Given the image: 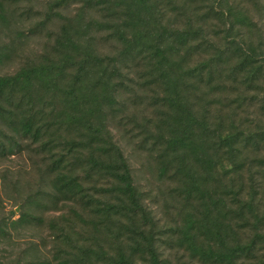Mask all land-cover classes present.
<instances>
[{
    "label": "rangeland",
    "instance_id": "374dc122",
    "mask_svg": "<svg viewBox=\"0 0 264 264\" xmlns=\"http://www.w3.org/2000/svg\"><path fill=\"white\" fill-rule=\"evenodd\" d=\"M104 1L111 3L110 0H0V77L14 76L47 60L56 61L60 55L56 41L62 26H72L82 39L90 42L99 56L108 59L110 71L117 69V75L111 76L108 84L115 86L112 103L102 104L103 137L112 139L130 167L133 183L142 194L141 205L153 222L155 247L162 264H210L192 256L182 240L190 219H200L194 225V232L205 234L204 241L209 237L210 224L206 219L201 220L204 208L199 206L198 195L194 192L189 195L184 185L194 175L179 171L181 166L168 147L173 106L165 98L173 92L165 91L162 83L168 76L173 80L175 75L180 97L183 100L185 97L196 111L204 112L210 124L214 125L217 117L224 126L231 120L248 134L264 128V82L259 85L245 82L244 73L234 67L236 55L232 47L221 40L213 48L196 39L180 52L175 59L179 62L171 64V70L169 65L157 64L144 55L124 52L113 34L117 22L114 17L107 19L112 12L103 10ZM242 2L255 26L252 44L264 57V0ZM203 12L198 19L205 17ZM163 20L167 25L182 26L185 22L168 9ZM208 34L211 36L210 31ZM73 73L75 70L70 69V75L49 87L34 86L31 99L19 95L10 105L0 98V106L4 108L0 112V264H62L64 261L113 264L121 249L127 250L125 242L131 236L127 231L129 222L133 221L131 217L119 220L112 217L108 221L88 205L86 208L83 204L64 201L53 186L56 159L64 154L70 163L84 165L88 156L86 149L77 146L81 155H77L79 160L72 161L66 149L73 139L83 142L77 133V129H82L80 123L69 125L65 120L70 111L66 93L72 87ZM31 108L42 112L43 131L51 128L48 135H53V142L45 148L31 138L18 135L14 126L17 117L35 112ZM48 135L44 141L49 140ZM258 144L249 146L238 161L243 180L235 176L226 157L220 172L223 176L213 173L203 179L212 193L220 194L225 200L229 199V189L224 187L229 182H241L247 191L256 189L257 204L264 213V136ZM190 158L191 152L187 151L185 163ZM78 170L86 193L94 197L93 206L102 205L98 201L108 198L115 201L109 193H104L111 186L110 181L95 172L86 174L83 169ZM232 177L234 181L230 180ZM201 222L207 228H199ZM255 233L252 223L239 221L229 234L243 244L255 238ZM102 249L106 255L101 253ZM240 256L235 264H260V258L264 259L263 244L257 243L252 254ZM136 263L143 264L140 257H136Z\"/></svg>",
    "mask_w": 264,
    "mask_h": 264
},
{
    "label": "trees",
    "instance_id": "16d2710c",
    "mask_svg": "<svg viewBox=\"0 0 264 264\" xmlns=\"http://www.w3.org/2000/svg\"><path fill=\"white\" fill-rule=\"evenodd\" d=\"M110 1L111 3L102 2V7L104 11L112 12L107 19L114 17L117 22V24L114 22L113 34L124 52L135 53V56L144 55L143 57L157 64L169 65L171 70V64L179 62L175 59L191 42L201 39L207 46L215 48V44L221 40L232 47L236 55L234 67L244 73L245 82L257 85L261 81L264 82V57L252 44L251 35L255 26L243 8L242 0ZM166 9L168 12H175L178 18L183 17L184 24L180 26L164 23ZM202 10L205 17L198 19L197 16L201 15ZM209 31L211 36L208 34ZM56 47L60 54L56 61L47 60L38 66L24 68L14 76L0 77V98L10 105L19 95L31 99L34 95L32 92L34 86L49 87L63 79L65 75H70V69L75 70L71 75L72 87L66 93L70 111L65 115V120L69 125L79 122V128L85 131L77 129L83 142L77 143L73 139V142L66 144V149L72 161L79 160L77 155L80 152L77 146L86 149L88 156L84 165L70 163L64 154L56 159L57 174L53 186L64 201L88 205L108 221L112 217H117L118 220L121 217H131L133 221L129 222L130 226L127 227L131 236H127L125 242L127 250L121 249L117 259L112 260L113 264H137L136 257H140L143 264H162L155 247L153 222L141 205L142 194L133 183L130 167L112 139L103 137L104 123L100 118L102 104L112 103L115 86L111 84L112 86L108 87V84L111 83V76L117 75V69L114 67L110 71L109 62H106L108 59L99 56L96 48L86 39H82L70 25L62 26ZM215 52L221 54L217 49ZM215 57L220 58L217 55ZM202 66L209 67L208 64ZM173 77L172 80V76H168L166 79L170 81L167 82L165 79L162 83L164 87L166 86L165 91L173 92L165 98L166 102L173 106L170 114L172 123L167 140L168 147L173 150L175 161L179 167L181 166L179 171L191 172L194 175L191 178L187 174L189 179L184 185L189 195L190 192L198 195L199 206L204 208V218L201 220L206 219L210 224L207 228L202 225L203 222L199 223V228L208 229L209 237L204 241L202 236L205 234L194 232V225L200 219H190L182 240L190 254L204 262L235 264L240 255L252 254L257 243L261 242L264 249V213L257 204L258 193L254 188L247 191L241 182L235 184L232 177L230 180L234 182H229L228 186L224 187L229 189L227 193L229 199L225 200L220 194L212 193L203 178L213 173L223 176L220 172L224 169L223 157H226L227 162L233 166L235 176L243 180L238 161H241L242 153L249 146L259 145L264 136V128L260 127L256 132L246 134L231 120L228 126H224L218 117L214 125L210 124L204 112L196 111L185 97V100L180 97L182 95L177 91V77L175 75ZM25 104L30 106L29 103ZM31 109L35 112L17 117L14 126L17 127L18 135L31 138L45 148L47 144L53 142V135H48L51 128L47 127L43 131L45 120L42 112ZM3 110L4 108L0 106V112ZM94 119H97V122L93 123ZM45 135H48L49 140H43ZM211 140L213 146H210ZM210 150L213 151L212 154ZM187 151L192 155L189 163L184 161ZM78 169H83L86 174L95 172L101 178L110 181L111 186L104 190V193H109L115 201L111 202L108 198L98 201L102 202V205L93 206L94 197L86 193ZM137 216L140 219L136 220ZM239 221L252 223V229L256 231L255 238L242 244L237 238L230 237L233 225ZM101 253L106 255L103 249ZM259 263L264 264V259L260 258ZM62 264L68 262L64 261Z\"/></svg>",
    "mask_w": 264,
    "mask_h": 264
}]
</instances>
